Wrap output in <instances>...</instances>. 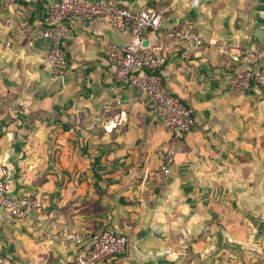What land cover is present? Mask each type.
Instances as JSON below:
<instances>
[{
    "label": "crops",
    "instance_id": "0c3cea01",
    "mask_svg": "<svg viewBox=\"0 0 264 264\" xmlns=\"http://www.w3.org/2000/svg\"><path fill=\"white\" fill-rule=\"evenodd\" d=\"M59 1L15 0L9 11L0 1V164L14 196L40 203L37 215L0 227V264H67L83 248L57 230L107 229L124 236L126 248L96 264L258 263L264 92L233 89L228 78L239 67L234 57L264 47V0H106L162 12L160 28L142 43L157 49L164 88L195 119L165 177L170 134L153 102L118 82L104 55L106 43L123 46L128 33L70 19L68 66L55 69L45 62L48 40L4 26L11 16L38 30ZM178 28L204 44L171 40L167 33ZM122 113V124L105 129Z\"/></svg>",
    "mask_w": 264,
    "mask_h": 264
},
{
    "label": "built area",
    "instance_id": "2783aa9c",
    "mask_svg": "<svg viewBox=\"0 0 264 264\" xmlns=\"http://www.w3.org/2000/svg\"><path fill=\"white\" fill-rule=\"evenodd\" d=\"M0 1L4 11H9L11 5L15 3V0ZM162 17L160 11L121 7L106 0H61L48 7L38 30L31 25L17 23L11 16L4 19V26L31 40L39 38L48 40L51 48L45 55V62L50 68L55 69H65L68 66L63 39L67 35L70 19L105 21L114 29L128 33L130 40L123 46L106 43L104 55L116 80L150 99L158 118L167 128L170 138L163 153L161 166V174L165 177L170 173L178 145L194 126L195 119L193 109L164 88L160 74L163 59L156 53L157 49L142 44L144 33L160 28ZM167 36L177 43L193 44L197 47L204 44V39L199 34L185 28L169 31ZM10 44L11 40H8L5 46L9 47ZM234 61L241 63L244 69L236 70L229 75V86L239 90L257 87L264 92V47L245 49L241 56L234 57ZM124 117L122 113L117 121L105 129L122 124ZM8 175V169L0 164V227L26 220L40 211L39 201L31 195L23 194L17 197L13 195ZM37 227L41 229L40 222L37 223ZM42 235L49 238L50 232L42 229ZM55 236L83 248L82 253L67 264L111 261L124 252L127 244L124 236L108 229L99 233L57 230ZM260 264H264V257Z\"/></svg>",
    "mask_w": 264,
    "mask_h": 264
},
{
    "label": "trees",
    "instance_id": "16d2710c",
    "mask_svg": "<svg viewBox=\"0 0 264 264\" xmlns=\"http://www.w3.org/2000/svg\"><path fill=\"white\" fill-rule=\"evenodd\" d=\"M242 53V52H241ZM241 56V54H239ZM239 67L237 68L238 70L244 69L243 65L241 63H237ZM102 232V231H101ZM119 256V255H118Z\"/></svg>",
    "mask_w": 264,
    "mask_h": 264
},
{
    "label": "rangeland",
    "instance_id": "374dc122",
    "mask_svg": "<svg viewBox=\"0 0 264 264\" xmlns=\"http://www.w3.org/2000/svg\"><path fill=\"white\" fill-rule=\"evenodd\" d=\"M263 255H264V252H263ZM263 257H264V256H263ZM263 257H262V258H263ZM262 258L260 259V261H257L258 263H256V262H255V263H256V264H260Z\"/></svg>",
    "mask_w": 264,
    "mask_h": 264
},
{
    "label": "water",
    "instance_id": "95a60500",
    "mask_svg": "<svg viewBox=\"0 0 264 264\" xmlns=\"http://www.w3.org/2000/svg\"><path fill=\"white\" fill-rule=\"evenodd\" d=\"M142 44L144 45V44H146V42L145 43H142Z\"/></svg>",
    "mask_w": 264,
    "mask_h": 264
}]
</instances>
